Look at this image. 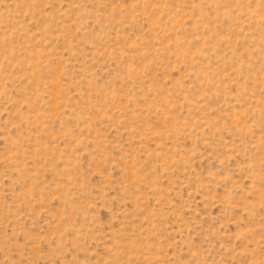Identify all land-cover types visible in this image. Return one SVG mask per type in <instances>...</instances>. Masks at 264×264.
<instances>
[{
    "label": "rangeland",
    "instance_id": "rangeland-1",
    "mask_svg": "<svg viewBox=\"0 0 264 264\" xmlns=\"http://www.w3.org/2000/svg\"><path fill=\"white\" fill-rule=\"evenodd\" d=\"M0 264H264V0H0Z\"/></svg>",
    "mask_w": 264,
    "mask_h": 264
}]
</instances>
